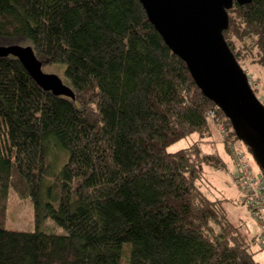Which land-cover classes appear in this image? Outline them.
I'll return each mask as SVG.
<instances>
[{"label":"trees","instance_id":"16d2710c","mask_svg":"<svg viewBox=\"0 0 264 264\" xmlns=\"http://www.w3.org/2000/svg\"><path fill=\"white\" fill-rule=\"evenodd\" d=\"M227 14L238 64L264 68V1ZM10 44L61 65L75 97L0 57V264H259V231L203 188L205 165L225 167L220 129L229 156L240 140L139 0H0V45ZM10 192L32 203L37 225L51 218L63 233L7 228Z\"/></svg>","mask_w":264,"mask_h":264},{"label":"water","instance_id":"95a60500","mask_svg":"<svg viewBox=\"0 0 264 264\" xmlns=\"http://www.w3.org/2000/svg\"><path fill=\"white\" fill-rule=\"evenodd\" d=\"M251 1L139 0L163 42L185 63L203 95L223 112L264 174V104L223 36L228 27L227 10ZM6 56L15 57L42 90L74 99L68 84L42 70V61L31 45H0V57Z\"/></svg>","mask_w":264,"mask_h":264},{"label":"rangeland","instance_id":"374dc122","mask_svg":"<svg viewBox=\"0 0 264 264\" xmlns=\"http://www.w3.org/2000/svg\"><path fill=\"white\" fill-rule=\"evenodd\" d=\"M244 63V71L248 75V81L255 95L264 104V68L260 65L251 63L246 60ZM42 70L47 73H54L58 75L62 81L67 84L62 75V66L58 64H45L42 66ZM217 138L214 139V147L225 162V167L222 169H214L208 165L203 167L204 180L203 188L208 195L212 197L225 198V209L228 214V218L232 222L244 221L247 227H249V235L253 236L257 234V225L253 219L249 216L246 206L242 202L241 193L235 188L231 173L234 171L232 155L229 156L223 149L221 135L217 134ZM194 136L186 137L175 144L167 148L168 151H174L176 149L187 146ZM237 148L242 151L244 161L250 166L254 173H260V169L253 159L250 151L238 140H235ZM209 151V148H207ZM54 154L58 153L57 161L59 163L61 158V152L57 149L53 151ZM260 175V174H258ZM264 176V174H262ZM6 227L13 230L33 231L35 229L41 231H54L56 233H63V229L58 226L51 218H47L37 225L33 218V205L28 199L19 197L15 192H10L7 201V215L5 219ZM257 245H253V249ZM256 250V249H254ZM259 264H264V250H260L254 257Z\"/></svg>","mask_w":264,"mask_h":264},{"label":"built area","instance_id":"2783aa9c","mask_svg":"<svg viewBox=\"0 0 264 264\" xmlns=\"http://www.w3.org/2000/svg\"><path fill=\"white\" fill-rule=\"evenodd\" d=\"M220 131L224 136V129L221 128ZM229 147L234 162V171L231 173L233 184L241 193L249 216L256 223L257 229L263 233V238L260 239L264 242V176L251 170L243 159L242 151L235 145L231 144Z\"/></svg>","mask_w":264,"mask_h":264},{"label":"bare ground","instance_id":"6f19581e","mask_svg":"<svg viewBox=\"0 0 264 264\" xmlns=\"http://www.w3.org/2000/svg\"><path fill=\"white\" fill-rule=\"evenodd\" d=\"M258 231H259V230H258ZM262 236H263V233H262L261 231H259V233H258V237L263 238Z\"/></svg>","mask_w":264,"mask_h":264},{"label":"crops","instance_id":"0c3cea01","mask_svg":"<svg viewBox=\"0 0 264 264\" xmlns=\"http://www.w3.org/2000/svg\"><path fill=\"white\" fill-rule=\"evenodd\" d=\"M205 148L207 149V148H209V151L212 149V147L211 146H205ZM208 150V149H207ZM258 231V230H257Z\"/></svg>","mask_w":264,"mask_h":264}]
</instances>
